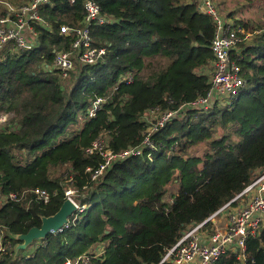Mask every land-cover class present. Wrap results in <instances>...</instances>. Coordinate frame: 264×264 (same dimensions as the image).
Listing matches in <instances>:
<instances>
[{
  "label": "trees",
  "instance_id": "1",
  "mask_svg": "<svg viewBox=\"0 0 264 264\" xmlns=\"http://www.w3.org/2000/svg\"><path fill=\"white\" fill-rule=\"evenodd\" d=\"M96 2L109 22L91 29L93 47L105 48L94 65L76 64L64 78L54 67L56 53L73 41L62 29L82 26L84 0H49L42 23L31 24L29 49L12 41L0 48V115L7 117L0 125V239L9 242L0 264H64L99 246L103 254L92 264H159L188 229L264 172V27L235 19L236 10L226 15L250 33L237 35L230 55L244 86L223 105L200 110L190 104L209 91L215 28L199 1ZM23 3L0 0V18ZM155 108L176 115L150 136L153 149L115 160L92 181L104 159L88 147L103 137L115 153L140 147L145 115ZM196 147L202 155L191 153ZM69 180L87 208L60 233L15 254V236L58 211ZM35 189L46 190L49 202ZM10 194L20 199L7 200ZM246 247L247 264H264V230ZM215 264L239 262L227 253Z\"/></svg>",
  "mask_w": 264,
  "mask_h": 264
},
{
  "label": "built area",
  "instance_id": "2",
  "mask_svg": "<svg viewBox=\"0 0 264 264\" xmlns=\"http://www.w3.org/2000/svg\"><path fill=\"white\" fill-rule=\"evenodd\" d=\"M198 1L201 11L211 17L215 28L210 46L214 60L207 71L210 86L207 95L190 106L208 110L216 105H223L226 100L230 101L244 86V80L240 75L241 70L230 58L233 47L239 41L237 35L239 33L243 35L244 29L235 26L230 19L223 16L215 0ZM48 3L49 0H28L17 8H10V17L0 18V48L12 41L20 49H29L36 37L31 24L42 23L40 10ZM83 9L81 27L62 29L64 35L73 39L70 51L57 52L54 57V67L61 72L63 78L74 69L76 64L94 65L105 53V48L93 47L91 29L94 26L104 25L109 20L101 13L96 0H84ZM123 80L130 83L131 77L127 76ZM100 104L101 99L93 102L88 111L89 117L95 115ZM174 115L176 111L162 112L158 108L147 113L145 115L148 123L147 133L142 145L135 149L115 153L105 147L106 137L96 139L86 151L88 154L97 152L103 157L104 163L92 170L91 180L95 181L115 160L139 156L144 148L153 149L150 136L164 128ZM6 119V115H1L0 125ZM88 171L91 170L88 169ZM67 182L69 187L65 190V198L71 200L77 207L76 213H80L87 206H79L78 193L72 188V184L70 185L71 180ZM32 193L43 203L50 200L46 190L35 189ZM6 199L16 201L20 197L17 194H10ZM263 230L264 172L258 174L251 184L209 218L188 229L166 252L159 264H215L221 256L227 253L233 254L239 264H247L249 256L246 243L249 239L257 238ZM61 231L62 229L57 233ZM8 246L9 242L1 238L0 253L9 250ZM103 249L99 246L92 254L82 255L75 260H67L64 264H92L93 259H98L103 254Z\"/></svg>",
  "mask_w": 264,
  "mask_h": 264
},
{
  "label": "water",
  "instance_id": "3",
  "mask_svg": "<svg viewBox=\"0 0 264 264\" xmlns=\"http://www.w3.org/2000/svg\"><path fill=\"white\" fill-rule=\"evenodd\" d=\"M77 207L69 199H65L58 211L48 217H41L40 227H33L27 233L15 236L17 241L14 253L26 249L35 241L46 239L48 236L55 235L59 230L67 226L69 219L76 214Z\"/></svg>",
  "mask_w": 264,
  "mask_h": 264
},
{
  "label": "rangeland",
  "instance_id": "4",
  "mask_svg": "<svg viewBox=\"0 0 264 264\" xmlns=\"http://www.w3.org/2000/svg\"><path fill=\"white\" fill-rule=\"evenodd\" d=\"M27 1L28 0H24V3ZM215 2L217 3L223 16L226 17L229 12L236 10L235 19H242L245 22H248L250 25H261L264 27V0H215ZM2 4L9 5L6 2H2ZM230 20L233 23L235 21L234 18ZM255 32L251 33L253 34ZM249 34L250 33L248 32L243 33L244 37L249 36ZM202 152L203 150H200L198 147L191 150V153L197 154L199 156L202 155Z\"/></svg>",
  "mask_w": 264,
  "mask_h": 264
},
{
  "label": "crops",
  "instance_id": "5",
  "mask_svg": "<svg viewBox=\"0 0 264 264\" xmlns=\"http://www.w3.org/2000/svg\"><path fill=\"white\" fill-rule=\"evenodd\" d=\"M27 38H28V35H27Z\"/></svg>",
  "mask_w": 264,
  "mask_h": 264
}]
</instances>
